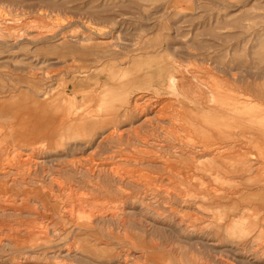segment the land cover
<instances>
[{
  "label": "rangeland",
  "instance_id": "374dc122",
  "mask_svg": "<svg viewBox=\"0 0 264 264\" xmlns=\"http://www.w3.org/2000/svg\"><path fill=\"white\" fill-rule=\"evenodd\" d=\"M0 264H264V0H0Z\"/></svg>",
  "mask_w": 264,
  "mask_h": 264
},
{
  "label": "bare ground",
  "instance_id": "6f19581e",
  "mask_svg": "<svg viewBox=\"0 0 264 264\" xmlns=\"http://www.w3.org/2000/svg\"><path fill=\"white\" fill-rule=\"evenodd\" d=\"M173 73H174V72H173ZM191 74H192V73H191ZM168 78H169V77H168ZM168 78H167V79H168ZM172 78H173V77H172ZM172 82H174V81L172 80ZM159 83H160V82H159ZM169 83H170V82H169ZM167 84H168V83H167ZM165 85H166V84H165ZM168 86L170 87L169 84H168ZM173 86H174V85H173ZM165 87H166V86H165ZM159 88H160V87H159ZM162 88H163V86H162ZM166 89H167V88H166ZM170 89H171V88H170ZM134 90H135V89H134ZM123 92H124V91H123ZM125 93H126V92H125ZM154 94H156V93H154ZM136 95H137V94H136ZM39 97H40V96H39ZM142 97H143V96H142ZM139 100H140V99H139ZM142 100H143V99H142ZM143 101H145V100H143ZM146 101H147V100H146ZM134 102H135V100H134ZM138 102H139V101H138ZM138 102H136V103H138ZM140 102H141V101H140ZM141 103H142V102H141ZM144 103H145V102H144ZM130 104H131V103H130ZM128 105H129V104H128ZM135 105H136V104H135ZM135 105H134V106H135ZM137 105L139 106V105H141V104L139 103V104H137ZM137 105H136V106H137ZM142 105H143V104H142ZM149 105H151V104H149ZM145 106L147 107V105H145ZM128 107H129V106H128ZM128 107H127V108H128ZM131 107H132V106H131ZM149 107H150V106H149ZM116 108H117V107H116ZM136 108H137V107H136ZM129 109H130V108H129ZM143 109H144V108H143ZM116 110H117V109H116ZM119 110H120V108H119ZM124 110H125V109H124ZM135 110H136V109H135ZM149 110H150V109H149ZM151 112H152V111H151ZM156 112H157V111H156ZM131 113H132V112H131ZM136 113L138 114V112H134V111H133L132 115H133V114L136 115ZM152 113H153V112H152ZM128 114H129V113H128ZM139 114H141V113H139ZM139 114H138V115H139ZM154 114L157 115L158 113H155V112H154ZM132 115H131V116H132ZM134 115H133V116H134ZM138 115H137V116H138ZM144 115H145V111H144ZM147 115H148V113H147ZM156 115H155V116H156ZM159 115H160V114H159ZM161 115H163L162 117H164V114L161 113ZM121 117H122V116H121ZM135 117H136V116H135ZM145 117H146V115H145ZM160 117H161V116H159V118H160ZM166 117H168V115H167ZM156 118H158V117H156ZM164 118H165V117H164ZM164 118H162V119H164ZM148 120H149V119H148ZM114 126H115V125H114ZM186 126H187V125H186ZM186 129H187V128H186ZM185 131H186V130H185ZM111 132H113V130H112ZM109 133H110V132H109ZM117 133H118V132H117ZM110 135H111V133H110ZM106 138H107V137H106ZM25 159H26V158H25ZM29 160H30V159H29ZM20 161H21V160H20ZM22 161H23V160H22ZM22 161H21V162H22ZM104 169H105V168H104ZM176 174H177V173H176Z\"/></svg>",
  "mask_w": 264,
  "mask_h": 264
}]
</instances>
